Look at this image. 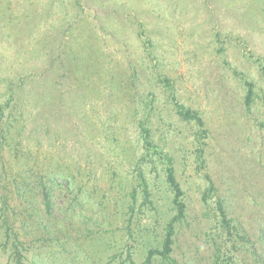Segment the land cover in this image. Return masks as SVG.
I'll return each mask as SVG.
<instances>
[{"label": "rangeland", "instance_id": "obj_1", "mask_svg": "<svg viewBox=\"0 0 264 264\" xmlns=\"http://www.w3.org/2000/svg\"><path fill=\"white\" fill-rule=\"evenodd\" d=\"M21 76L27 112L0 119V264L4 220L23 264H143L176 214L169 166L186 217L154 264H213L219 200L237 259L264 264V0H0L1 103Z\"/></svg>", "mask_w": 264, "mask_h": 264}, {"label": "trees", "instance_id": "obj_2", "mask_svg": "<svg viewBox=\"0 0 264 264\" xmlns=\"http://www.w3.org/2000/svg\"><path fill=\"white\" fill-rule=\"evenodd\" d=\"M29 78V77H28ZM27 77L21 76L19 79V83L14 85V81H11L9 83V90L10 92L6 95L7 98L4 99V101L1 103L2 99H0V119H3L5 115L9 114V117L13 119L12 122L6 124L7 130L12 128L13 124L15 122H18V117L16 113H20V116H23L27 111L26 107L22 105L24 102L23 100H26V96L24 95V90L26 86ZM21 82V83H20ZM248 85V95L246 98L247 105L249 106L252 102L253 98V85L251 83H247ZM25 86V87H24ZM19 88V97L17 96V89ZM23 92V93H22ZM21 105V106H20ZM21 108V110H20ZM176 110L177 113L181 116L182 119L186 121H194L199 125L200 128H204L205 123L200 116L199 113L191 111L189 109H186L184 106L180 105L179 103H176ZM5 127V128H6ZM4 131H0V150L3 147V141L2 136H4ZM206 132V130H204ZM7 133V132H5ZM143 140L145 144V149L147 152H150L154 149V145L150 139L149 130L146 128H143ZM166 178L167 183L169 185V188L172 192V200L171 203L173 205V208L176 212L175 216L170 219V221L167 224L166 227V236L162 242V247L160 249H152L148 251V256L146 257V261L143 264H154V260L157 257H160L162 261H169L171 259V255L173 253V248L175 244V235H176V224H179L183 221V219L186 217V204L184 202V192L181 188L180 183L178 182L174 169L169 166L166 169ZM2 184L0 182V197L2 196L1 190H2ZM26 190L24 191H31L30 185H24ZM43 197H44V205L46 207V210L48 213H51L52 210V204H51V189H48L46 187L43 188ZM6 200V197H4ZM3 199V200H4ZM133 199L135 200L136 197L133 196ZM3 202V207L0 209L1 216L4 219L6 216L7 211V202ZM218 211L219 216L221 218V229L220 233L216 237L217 241H214V255L212 258L213 264H244L239 259H237V244L236 239L237 237H240L237 233L236 226L232 224V221L228 219V214L224 208L223 202L221 200L218 201ZM3 227L5 235L8 237V241H10L11 233H13V237H15L13 242V258L15 259L16 264H23V261L25 259V255L22 254L21 250H19V247L17 245L19 244V241L17 239L16 233L11 230V226L9 225L7 220L3 221ZM132 256V255H131ZM131 256L127 258V261L122 264H135V262L131 259Z\"/></svg>", "mask_w": 264, "mask_h": 264}]
</instances>
